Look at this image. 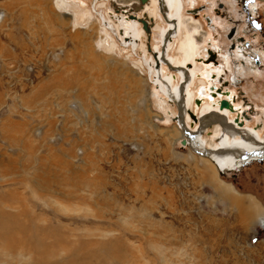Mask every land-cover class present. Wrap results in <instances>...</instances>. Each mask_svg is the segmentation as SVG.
<instances>
[{"label":"rangeland","instance_id":"374dc122","mask_svg":"<svg viewBox=\"0 0 264 264\" xmlns=\"http://www.w3.org/2000/svg\"><path fill=\"white\" fill-rule=\"evenodd\" d=\"M57 1L0 0V264H264V159L216 169V180L182 145L152 94L173 92L163 69L154 73L162 21L132 13L154 21L149 52L138 20L126 35L134 45L109 25L110 0ZM239 1L183 0L184 29H199L200 47L220 44L228 64L212 51L199 66L212 70L210 87L235 91L246 127L262 133L264 0H249L253 19Z\"/></svg>","mask_w":264,"mask_h":264},{"label":"bare ground","instance_id":"6f19581e","mask_svg":"<svg viewBox=\"0 0 264 264\" xmlns=\"http://www.w3.org/2000/svg\"><path fill=\"white\" fill-rule=\"evenodd\" d=\"M185 4H187L189 7H191V9L195 8L198 4H199V0H184ZM213 1V5L217 4V0H212ZM116 3V5L118 7H114V3ZM58 6H61L62 8L68 9L70 6L73 5H77V7H79V9H84L83 7H85V4L81 1L79 2H74V0H58L57 1ZM95 7H99V9H103L106 8V6L108 5L106 2H101L100 0H94ZM136 4V3H135ZM257 5V8L259 9V5L257 3H255ZM110 5L111 8L115 11L117 8L121 9V23H119V21H116V19L114 18L115 14L111 13V17L113 19H115L114 22L109 23L110 26H114L116 28H118V32L120 31V29L122 28L124 30V35L126 37V35L128 33H134L137 30V26H138V22L135 20H140V19H147V14L145 15L146 18H137L136 15L130 13V11L128 10L130 8V6L134 5V4H121L118 3L116 0H110ZM162 5H163V9L166 12V15H164V13H162ZM96 9V8H95ZM145 11L149 12L150 15L152 17L158 18L162 21V24L165 26V30L163 29L162 32L158 31V33H160V35L162 36L158 41L157 44L154 46V58L156 60H154V73L155 76L160 75V68L163 69L164 77H165V82L173 87V92L171 93L172 95H170V98H173L174 100V104L175 107L172 106L169 103V99L170 98H164L163 96L159 95V91L158 89H154L153 90V95L156 98V103L157 106L160 108V110H165L167 115H168V122H173L174 118L177 117L178 115V109H177V101H176V96L179 97V87L181 85V83H183L185 81L186 78V72H188L190 74V80L186 86L185 89V107L187 108V111L192 112L193 114L195 113V109H196V105L198 104L196 102L197 99H201V101L199 103H201V107L198 108L201 110V114H199L200 116L197 118L198 120L201 117H214L213 119H220L219 117L221 116H225L230 123L236 125L238 127V129H241L244 133H246V136H242L239 133H235L233 131L230 130H224L220 125L218 124H214L212 126V130L210 134L204 135L201 137V140L205 143V146L208 149H219L222 146H233V147H240V148H244L246 149L250 154L246 157H240V156H232V155H226V156H213L212 158H209L210 161H212V163L209 160L203 159V158H199V161L202 162L208 169H211V172L214 174V178L216 180H218L216 178V176L219 177V173L217 172L216 169H218V171L221 172L223 171L224 173H227L226 170H228L227 168H231L235 165V163H239V162H245L243 165H241V168H244L247 164H249L251 161L254 160H260V159H264V131L262 133H259L256 128H248L246 127V125H248V121L245 120V117H243V113L244 111H242V109L240 108V104H237V95L235 93V91L230 90L228 91L229 94L228 95H224V94H218V96H211V92H210V85L211 80L212 79V73H211V69L206 67H200L199 66V62L198 59L199 57H203V58H209V53L210 51L215 52L217 55H221V57L226 61V63L228 64V57L223 56V51L222 48L220 47V44L216 41L210 43L209 46H211L210 48L208 47V41L207 39L205 40L204 46L200 47V43L197 41L196 38V34L199 32V29L197 27L191 28L189 30L184 29L185 27V23L183 21L185 15L184 13V6H183V0H151V6L147 5L146 7H144ZM188 12L192 15L194 14L191 10H188ZM116 13V11H115ZM234 13V12H232ZM118 14V15H120ZM138 15V13H136ZM125 15H127L128 18L125 17ZM130 15H134L136 17V19H130ZM233 15V14H232ZM85 15H81V19L82 17H84ZM85 18V17H84ZM192 18V17H191ZM211 19V18H210ZM152 20L151 19V24L149 23L150 27H151V33H152V27H154V25L152 26ZM111 21V20H110ZM212 21V19H211ZM140 22V21H139ZM141 23V22H140ZM221 26L223 25L222 21H219ZM106 25V29H107V25L106 23H104ZM114 24V25H113ZM142 24V23H141ZM108 25V26H109ZM164 31V32H163ZM169 31H171L170 34ZM145 31L143 29H140V31L137 34V38H141L140 36L142 34L145 35ZM151 33L150 35L147 33L148 37L150 36V42L148 41V43H150V47H151ZM168 36V41L166 44V48L164 51V45H165V39L166 36ZM180 35V39L179 42L176 46L175 52L177 55H175V57L173 55H170V41L174 38V37H178ZM209 35V34H208ZM119 36L120 32H119ZM122 39H125L123 36H121ZM128 39V38H126ZM129 43L133 44L135 43V41L133 39H128ZM140 40V39H139ZM114 41V40H112ZM104 43H107V41H105ZM145 43V42H144ZM147 43V46H148ZM144 46V45H143ZM145 48V46H144ZM244 47H242L243 50ZM143 49V47H142ZM149 52H151L152 50L149 49ZM143 51H145L143 49ZM165 52V55H164ZM243 51H236V53L234 55L238 56L240 55V53H242ZM147 53V51L145 52ZM245 55V54H244ZM241 56V55H240ZM201 62V61H200ZM135 63V62H134ZM202 63H204V61H202ZM209 66V65H208ZM198 71L201 72L198 74ZM162 72V71H161ZM178 73V74H177ZM226 73V72H225ZM178 75H182L181 79L178 80L177 77ZM203 76L205 77L204 81L201 82L202 86L206 85V87L209 88V91H207L205 93V97L201 98L199 97V94L197 93L196 88L194 86V81L196 79V76ZM206 75V76H205ZM159 78V77H158ZM164 83V82H163ZM200 85V83H199ZM165 87V86H164ZM169 87V86H168ZM199 87V86H198ZM169 92V91H167ZM173 94H175L176 96H174ZM223 99H227L236 109L235 112L231 111L230 109H224L221 110L220 109V102ZM199 110V111H200ZM196 115V114H194ZM240 119V122L242 123V125H238L235 122L236 118ZM193 122V119L191 117V115L189 113H187L186 115V126L191 129L192 131H196L197 128L199 127V123L198 121L196 122V125L194 127L191 126V123ZM181 129V128H180ZM207 129V128H206ZM210 129V128H209ZM205 131L203 130L202 134ZM209 135V136H208ZM209 137V138H208ZM181 141L183 139H185V135L182 131V129L180 130V138ZM196 138H194V141L197 143ZM253 141V145L251 144V142ZM256 141V142H255ZM251 144L252 146L248 145ZM185 146V145H183ZM189 148L190 146L187 145ZM191 149V148H190ZM192 150V149H191ZM193 152V151H192ZM197 155V154H196ZM200 156V155H198ZM202 157V156H200ZM215 165H214V164ZM225 165H222V164ZM217 167V168H216Z\"/></svg>","mask_w":264,"mask_h":264},{"label":"water","instance_id":"95a60500","mask_svg":"<svg viewBox=\"0 0 264 264\" xmlns=\"http://www.w3.org/2000/svg\"><path fill=\"white\" fill-rule=\"evenodd\" d=\"M150 0H138V3L130 6V8L128 9L130 11V13H138L143 11L144 7L146 4L149 3ZM115 5L114 7H118L116 5L115 2H113ZM116 15L114 16V18L116 19V21H119V23H121V17L120 14L121 13V9L117 8L116 10ZM193 13H197L198 11L194 10L192 11ZM162 13H164V15H166V12L163 9V5H162ZM130 19H136V17L134 15H130ZM142 25H143V29L146 33H148L150 35L151 33V27L148 23V20L146 19H140L139 20ZM154 25V21L152 20V26ZM120 35L123 36L125 38V41H129L128 39H126L125 35H124V30L121 28L120 29ZM171 31H169L168 34H170ZM168 36H166L165 39V45H164V51L166 48V44L168 41ZM148 41L150 42V36L148 37ZM148 47L151 50L150 47V43H148ZM165 55V52H164ZM216 54L213 52H210V57H213L212 60L216 59ZM199 60V59H198ZM200 61V60H199ZM207 62V61H206ZM212 77H215L214 74H212ZM190 80V74L188 72H186V78L185 81L183 83H181L180 87H179V97H177L175 94H173L174 96H176V101H177V109H178V115L177 117H175L173 120L178 124V126L182 129L184 135H185V139L182 140V145H189L190 148L192 149V151L197 154L200 155L202 157L205 158H212L214 155L215 156H226V155H232V156H240V157H246L248 156L250 153L244 149V148H240V147H233V146H222L219 149H208L205 146V143L201 140V133L203 132L204 129L208 128V127H212L214 124H218L220 125L224 130H230L233 131L235 133H239L242 136H246V133H244L241 129H238V127L232 123L229 122V120L225 117V116H221L219 117L220 119H213L214 117H201L199 120H197V117L192 113L187 111V108L185 107V89L186 86L188 84ZM204 91V89H202ZM210 92H211V96H218V94H224V95H228L229 92L228 91H223L221 88H216V87H210ZM167 95L170 96L172 95L170 92H167ZM201 101V99H197L196 102L200 105L201 103H199ZM220 109L224 110V109H230L231 111L235 112V108L234 106L227 100V99H223L220 102ZM187 113H189L193 119V122L191 123V126L194 127L196 125V122L198 121L199 123V127L197 128L196 131H192L191 129H189L186 126V115ZM247 119H249V116H246ZM235 122L238 125H242V123L240 122V119L237 117L235 119ZM194 138L198 139L197 143L194 141ZM256 142V141H255ZM227 173H224L223 171L221 172V175H226Z\"/></svg>","mask_w":264,"mask_h":264},{"label":"flooded vegetation","instance_id":"af4514ba","mask_svg":"<svg viewBox=\"0 0 264 264\" xmlns=\"http://www.w3.org/2000/svg\"><path fill=\"white\" fill-rule=\"evenodd\" d=\"M240 2H242L245 6H246V4H251L250 3V1L249 0H240L239 1V3ZM222 5H224V4H222ZM222 5H220V7L222 8ZM247 11H248V14H249V17L251 16H253V14H252V12L251 11H253V12H257V10H258V8H257V5L255 4V2L254 3H252L251 5H250V7H246L245 8ZM254 17H252V19H253ZM257 26H258V24H257ZM256 26V27H257ZM244 44H246V43H244ZM238 48H240V49H242V46H238ZM235 53H236V51H235ZM234 53V54H235ZM234 54H232V55H234Z\"/></svg>","mask_w":264,"mask_h":264},{"label":"crops","instance_id":"0c3cea01","mask_svg":"<svg viewBox=\"0 0 264 264\" xmlns=\"http://www.w3.org/2000/svg\"><path fill=\"white\" fill-rule=\"evenodd\" d=\"M234 1H235V0H234ZM223 6H224V5H223ZM249 7H250V5H249ZM218 12H219V10H218ZM219 15H221L220 12L218 13V16H219ZM230 15L233 16L232 13H229V16H230Z\"/></svg>","mask_w":264,"mask_h":264}]
</instances>
